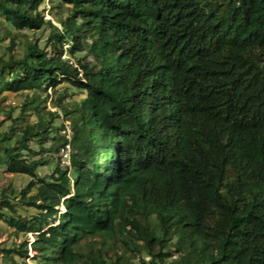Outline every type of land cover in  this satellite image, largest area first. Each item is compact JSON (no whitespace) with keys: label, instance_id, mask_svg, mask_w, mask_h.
<instances>
[{"label":"trees","instance_id":"obj_1","mask_svg":"<svg viewBox=\"0 0 264 264\" xmlns=\"http://www.w3.org/2000/svg\"><path fill=\"white\" fill-rule=\"evenodd\" d=\"M42 2L0 0V94L27 92L16 115L0 96V165L38 179L18 193L39 210L3 221L34 238L20 261L0 243V264H264V0H57L77 61L64 34L15 53L17 33L58 29ZM43 73L85 91L51 95L66 165Z\"/></svg>","mask_w":264,"mask_h":264},{"label":"rangeland","instance_id":"obj_2","mask_svg":"<svg viewBox=\"0 0 264 264\" xmlns=\"http://www.w3.org/2000/svg\"><path fill=\"white\" fill-rule=\"evenodd\" d=\"M57 0H43V2L38 6V9L42 11L44 18L47 20L49 19L51 21L52 24H54L55 26L58 27V29H56V31H54V29H52L49 26H42L41 28H39L38 30L35 31H30V30H24L23 32H19L16 34L15 36V53L16 54H21L22 50L25 46L24 41L25 40H29V41H35L38 45V47L43 48L46 47L47 49L49 48V43H48V36L50 33L53 34H64V40L61 41L62 43V47L61 49H57V51H59L61 53L62 56L65 57H69L71 59H73V61H77L80 60L84 54L83 51L81 50H76L73 53H70L69 48L72 45V37L69 35L68 32L65 31V28L63 27V25L61 24V20L62 18H65L68 14H70L72 12V10L70 8H63L60 9L59 7L56 6L55 2ZM52 5V8L50 9ZM51 12L56 13V16H54ZM76 21H79V19H77ZM4 27H11L10 24L4 23L3 24ZM12 32L16 33V30H14L12 27ZM53 49L50 51V53L52 54ZM46 75H49L52 77L51 80H48L47 76L44 75L46 82L44 83V88L43 91L41 92V94H38L37 97H40V102L39 104H42L43 102L41 101L43 97H45L46 95H48V98L45 102V104H43L46 108L50 109L51 111H53L55 113V115H58V119H56V123H61L64 124L63 127H61V130L59 133L63 136H65L66 140L65 141V146L63 147H59L58 152L55 155V152H49L47 153V155L49 156H56V159L61 161L64 165H66V163H68L69 161V153L71 150V128L69 126V120H65L63 119L64 116L61 113V110L59 108V106H56L53 104V98L51 97V95H53L54 93H57L58 91H67L66 95L68 97H70L71 99H79L81 97H83L85 95V91L79 89L78 87L72 85V84H68L66 82H57L60 78V76H55L56 79L50 75L49 73H43ZM79 78L82 79V75L81 73L79 74ZM65 88V89H63ZM27 93L26 91H18V92H13V91H7V92H2L0 94V96H5V99L3 100V104H9L12 107L15 108L13 114L16 115L18 107L20 106V104L23 102L24 100V94ZM29 95H31L29 93ZM2 119V116H0V121ZM33 119H35V115L31 114L29 116V121H32ZM63 122V123H62ZM10 121L5 120L3 121V124H1L0 129H6L8 128L10 125ZM49 142H47L46 144H48ZM45 144L43 143H37L35 141L30 142V146L31 149H34L36 152H38L39 147ZM45 155V153H43ZM33 157V156H32ZM36 159L39 158V155L36 154L34 156ZM54 159H48L47 162L43 165H39L36 168V172H38L42 177L45 175H48V173L50 172L52 165L54 163ZM44 178V177H43ZM33 181H38L37 178H31L30 179L25 176V175H20V174H12L7 172V170L3 167V165H0V190L1 188H5L7 185L10 186L9 190L7 191V194L10 196V202L13 204V207L15 210H11L10 208L6 207L2 212L4 213V216H0V243L3 242V245L5 246V248H11L14 249L15 251H13L11 253V256H13L16 260L20 261V258L18 257V249L19 246L21 244V241L23 239V236H26L25 240L28 241H32L33 240V235L31 233H27V234H22L21 231L18 230L17 234H14V230L15 227L14 226H10L8 223L3 222L6 218H9V216H15L17 217L18 215H31L34 213L39 212V210H35V208L31 207V206H24V205H20L19 204V190L24 188L25 186H27L30 182ZM13 192H10L12 191ZM32 191H34V188H32V190L29 192L31 193ZM60 210H63V207L60 206ZM29 253V252H28ZM5 254V252L3 253ZM3 254H0V257L3 256ZM175 256L166 258V260L164 262H157V264H168V261H172V259H174ZM26 260L28 261L29 258H26ZM137 261V259H136Z\"/></svg>","mask_w":264,"mask_h":264},{"label":"clouds","instance_id":"obj_3","mask_svg":"<svg viewBox=\"0 0 264 264\" xmlns=\"http://www.w3.org/2000/svg\"><path fill=\"white\" fill-rule=\"evenodd\" d=\"M68 163H69V161H68ZM68 163H66V164H68Z\"/></svg>","mask_w":264,"mask_h":264}]
</instances>
